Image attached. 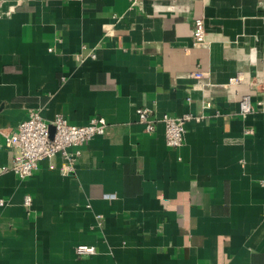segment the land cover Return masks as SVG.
<instances>
[{"label": "crops", "instance_id": "1", "mask_svg": "<svg viewBox=\"0 0 264 264\" xmlns=\"http://www.w3.org/2000/svg\"><path fill=\"white\" fill-rule=\"evenodd\" d=\"M263 59L264 0H0V167L30 111L107 124L73 174L59 156L0 174V264H264V85L229 84L264 82ZM138 108L203 120L169 148ZM80 244L96 253L75 259Z\"/></svg>", "mask_w": 264, "mask_h": 264}, {"label": "built area", "instance_id": "2", "mask_svg": "<svg viewBox=\"0 0 264 264\" xmlns=\"http://www.w3.org/2000/svg\"><path fill=\"white\" fill-rule=\"evenodd\" d=\"M192 41L196 47H202L206 44L204 24L201 18L195 19L193 22ZM95 56L96 54L92 50L87 55V57L92 59ZM192 76L197 80H201L205 77V74L203 72H195ZM229 84L233 86L246 85L249 91H256L258 90V85L263 86L264 82L261 78L254 81L251 75L238 72L229 80ZM250 98V93H248L243 95L239 101V113L241 115L253 111ZM258 105H261V102ZM136 116L138 123L143 126V130L146 133L153 132L154 124L157 121L162 122L164 125L165 144L169 148H177L182 145L187 122H200L203 120L202 116L183 115L181 117H171L167 114L156 119L147 108L136 109ZM106 129L107 124L101 117H92L86 124L77 126L69 124L60 115L55 116L51 121H45L41 118L39 112L30 111L27 118L20 122L12 132L3 135L4 146L13 150L15 155L9 165L0 167V174L12 172L19 180H25L37 171L38 164L42 160H51L57 156L62 160L59 168L60 172L73 174L79 156V148L92 137L104 135ZM70 149H73V151H70ZM49 168L54 169V166L49 165ZM31 201L30 196H25L23 205L29 208ZM96 219H100V216H96ZM95 253V248L89 245L80 244L74 248V257L77 260Z\"/></svg>", "mask_w": 264, "mask_h": 264}]
</instances>
